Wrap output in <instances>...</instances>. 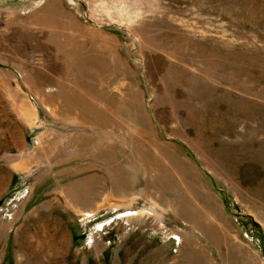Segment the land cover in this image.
Listing matches in <instances>:
<instances>
[{
    "label": "rangeland",
    "instance_id": "obj_1",
    "mask_svg": "<svg viewBox=\"0 0 264 264\" xmlns=\"http://www.w3.org/2000/svg\"><path fill=\"white\" fill-rule=\"evenodd\" d=\"M0 264H264V0H0Z\"/></svg>",
    "mask_w": 264,
    "mask_h": 264
},
{
    "label": "bare ground",
    "instance_id": "obj_2",
    "mask_svg": "<svg viewBox=\"0 0 264 264\" xmlns=\"http://www.w3.org/2000/svg\"><path fill=\"white\" fill-rule=\"evenodd\" d=\"M40 230V229H39Z\"/></svg>",
    "mask_w": 264,
    "mask_h": 264
}]
</instances>
